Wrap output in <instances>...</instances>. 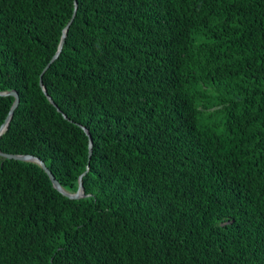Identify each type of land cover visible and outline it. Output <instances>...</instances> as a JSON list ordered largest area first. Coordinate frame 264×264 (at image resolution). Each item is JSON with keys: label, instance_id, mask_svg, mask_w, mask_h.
<instances>
[{"label": "trees", "instance_id": "16d2710c", "mask_svg": "<svg viewBox=\"0 0 264 264\" xmlns=\"http://www.w3.org/2000/svg\"><path fill=\"white\" fill-rule=\"evenodd\" d=\"M11 91L0 151L89 171L0 157V264H264V0H0Z\"/></svg>", "mask_w": 264, "mask_h": 264}, {"label": "water", "instance_id": "95a60500", "mask_svg": "<svg viewBox=\"0 0 264 264\" xmlns=\"http://www.w3.org/2000/svg\"><path fill=\"white\" fill-rule=\"evenodd\" d=\"M78 8V4L76 3V10ZM76 10L74 12V17L76 15ZM73 17V19H74ZM73 19L69 22V24L66 26V28L64 29L63 32V36H62V40L58 49V52L56 53V55L53 57V59L51 60V62L47 65V67L45 68L44 72L58 59V57L60 56L62 49L64 47L65 41H66V37H67V33L68 30L71 26V23L73 21ZM40 85L45 93V95L48 97L49 101L51 102V104H53L55 107H57L56 103L54 102V100L52 99L51 96H49V94L47 93V90L45 89L44 85H43V81H42V76H41V81H40ZM6 96H13L15 97V102L8 114V117L5 121V123L1 126L0 128V139L3 135V133L8 129V126L15 114L16 109L19 106L20 103V98H19V94L16 91H11L9 93H0V97H6ZM65 118H67L65 116ZM83 130L87 133L88 137H89V141H90V145H89V158H91L92 153H93V141L91 138V135L89 133V131L85 128L82 127ZM0 157L5 158V159H13V160H18V161H27V162H36L39 163L42 168L45 170V172L49 175L53 186L55 189H57L61 194H63L64 196L70 198V199H81L83 197H85V190H84V186H83V176L89 171V168L86 170V172L80 177V186L78 191L75 194H71L68 193L67 191L64 190V188L61 186V184L56 180L55 176L52 174V172L49 170V168L46 166V164L44 163V161H42L40 158L32 156V155H15V154H10V153H4L0 151Z\"/></svg>", "mask_w": 264, "mask_h": 264}]
</instances>
